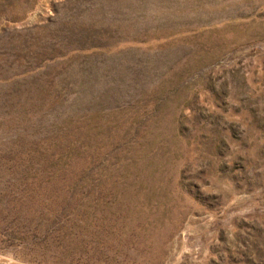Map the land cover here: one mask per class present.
Instances as JSON below:
<instances>
[{
  "label": "rangeland",
  "instance_id": "rangeland-1",
  "mask_svg": "<svg viewBox=\"0 0 264 264\" xmlns=\"http://www.w3.org/2000/svg\"><path fill=\"white\" fill-rule=\"evenodd\" d=\"M0 264H264V0H0Z\"/></svg>",
  "mask_w": 264,
  "mask_h": 264
}]
</instances>
